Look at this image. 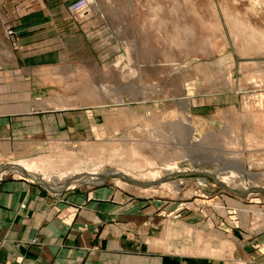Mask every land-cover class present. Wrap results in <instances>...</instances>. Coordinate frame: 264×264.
I'll return each instance as SVG.
<instances>
[{"label":"rangeland","instance_id":"obj_1","mask_svg":"<svg viewBox=\"0 0 264 264\" xmlns=\"http://www.w3.org/2000/svg\"><path fill=\"white\" fill-rule=\"evenodd\" d=\"M78 1L89 5L83 16ZM68 9L94 17L99 59L51 73L46 96L112 109L113 120L77 143L0 154V177L56 191L108 186L155 217L192 219L177 226L192 240L185 249L221 255L242 242L264 264V0H74ZM21 159L42 166L18 169Z\"/></svg>","mask_w":264,"mask_h":264},{"label":"crops","instance_id":"obj_2","mask_svg":"<svg viewBox=\"0 0 264 264\" xmlns=\"http://www.w3.org/2000/svg\"><path fill=\"white\" fill-rule=\"evenodd\" d=\"M73 1L0 0V154L30 156L54 141L77 143L97 133L99 121L113 120L112 109L58 107L46 96L51 73L99 59L89 36L94 17L75 20ZM122 194L0 177V264H258L259 252L242 242L221 255L185 249L192 240L177 226L195 227L192 219L155 217L147 202Z\"/></svg>","mask_w":264,"mask_h":264},{"label":"bare ground","instance_id":"obj_3","mask_svg":"<svg viewBox=\"0 0 264 264\" xmlns=\"http://www.w3.org/2000/svg\"><path fill=\"white\" fill-rule=\"evenodd\" d=\"M35 159V158H34ZM38 161V160H37ZM14 164H16V167L18 168V169H23V170H28V171H31V170H38L39 169V167L40 166H42V164H38V163H36V161L35 160H32V159H21V160H17ZM15 167V166H14ZM46 167V166H45ZM16 169V168H15ZM50 171V170H49ZM118 172H120V173H122L123 175H125V177L127 176V177H131V174L128 172V171H124V170H122V171H118ZM153 173H154V171H152ZM153 173L151 174V173H149L151 176H154L155 177V175H153ZM155 173L157 174V172L155 171ZM81 174V176L82 175H87V174H91V176L94 174H97V173H95L94 171L92 172V171H83V172H81L80 173ZM130 175V176H129ZM99 176V175H98ZM160 177V175H157V177ZM158 177V178H159ZM157 180V179H156ZM90 181V180H89ZM176 185H178V184H176ZM149 186L150 185H148V187H145V189H148L149 188ZM180 186V185H179Z\"/></svg>","mask_w":264,"mask_h":264},{"label":"built area","instance_id":"obj_4","mask_svg":"<svg viewBox=\"0 0 264 264\" xmlns=\"http://www.w3.org/2000/svg\"><path fill=\"white\" fill-rule=\"evenodd\" d=\"M88 4L86 1H78L77 3L75 2L71 7L73 8L75 14L77 16H83L84 14L88 13ZM12 31H8V35H11ZM21 174V172H19Z\"/></svg>","mask_w":264,"mask_h":264}]
</instances>
